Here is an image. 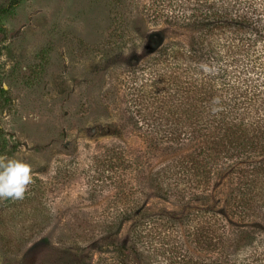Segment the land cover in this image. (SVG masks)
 Here are the masks:
<instances>
[{
    "label": "trees",
    "instance_id": "16d2710c",
    "mask_svg": "<svg viewBox=\"0 0 264 264\" xmlns=\"http://www.w3.org/2000/svg\"><path fill=\"white\" fill-rule=\"evenodd\" d=\"M172 1L119 115L138 188L87 228L103 264H264V0Z\"/></svg>",
    "mask_w": 264,
    "mask_h": 264
},
{
    "label": "rangeland",
    "instance_id": "374dc122",
    "mask_svg": "<svg viewBox=\"0 0 264 264\" xmlns=\"http://www.w3.org/2000/svg\"><path fill=\"white\" fill-rule=\"evenodd\" d=\"M171 3L0 0V156L33 168L23 200H0V264L112 256L87 224L115 216L138 188L124 148L138 155L143 145L119 115L138 96V79L150 77L141 68L176 36L154 20Z\"/></svg>",
    "mask_w": 264,
    "mask_h": 264
},
{
    "label": "clouds",
    "instance_id": "9594fccd",
    "mask_svg": "<svg viewBox=\"0 0 264 264\" xmlns=\"http://www.w3.org/2000/svg\"><path fill=\"white\" fill-rule=\"evenodd\" d=\"M210 72L207 65L201 66ZM32 165L23 158L0 156V200H23L33 183Z\"/></svg>",
    "mask_w": 264,
    "mask_h": 264
}]
</instances>
